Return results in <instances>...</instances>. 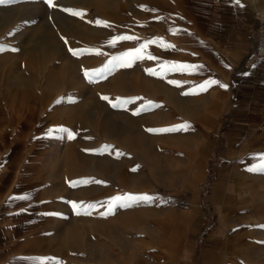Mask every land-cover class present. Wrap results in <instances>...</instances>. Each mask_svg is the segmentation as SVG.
<instances>
[{
  "label": "rangeland",
  "instance_id": "rangeland-1",
  "mask_svg": "<svg viewBox=\"0 0 264 264\" xmlns=\"http://www.w3.org/2000/svg\"><path fill=\"white\" fill-rule=\"evenodd\" d=\"M99 2L0 0V228L18 218L8 187L34 183L28 201L42 204L23 230H0V264H163L183 242L196 136L179 133L173 102L148 96L165 88L147 86V71L117 63L114 45L103 53ZM13 161L16 177H2ZM124 194L153 199L109 213Z\"/></svg>",
  "mask_w": 264,
  "mask_h": 264
},
{
  "label": "crops",
  "instance_id": "crops-1",
  "mask_svg": "<svg viewBox=\"0 0 264 264\" xmlns=\"http://www.w3.org/2000/svg\"><path fill=\"white\" fill-rule=\"evenodd\" d=\"M256 8H264V0H240L239 5L236 0L99 2V31L94 39L103 53L108 44L114 45L117 63L130 60L133 49L162 38L149 43L145 51L157 59H138L131 65L148 72L147 86L165 88L170 99L160 92L147 94L158 102H173L166 108L171 118L181 120L179 133L197 140L198 184L184 239L163 264H264V171L248 170L261 163L258 154L264 153V55L256 57L252 52ZM124 35L133 39L110 43ZM171 62H178L177 68L200 67L169 71ZM207 81L220 83L200 91ZM1 109L10 111L5 105ZM14 161L2 177L15 176L20 165ZM205 187L206 193L201 191ZM37 190L34 183L8 187L9 199H15L12 208H19L12 211L18 218L0 230L24 229L28 209L42 206L40 201H28ZM25 195L27 199L21 198Z\"/></svg>",
  "mask_w": 264,
  "mask_h": 264
},
{
  "label": "snow or ice",
  "instance_id": "snow-or-ice-1",
  "mask_svg": "<svg viewBox=\"0 0 264 264\" xmlns=\"http://www.w3.org/2000/svg\"><path fill=\"white\" fill-rule=\"evenodd\" d=\"M47 3L50 5V6H55L53 4V0H47ZM236 3L237 5H239L240 3V0H236ZM64 11H69L71 12L73 15H82L81 12H77L75 10H71V9H64ZM105 26H107V22H103ZM119 39V40H131L133 39L132 36H129V35H124V36H121V37H118V38H114L112 41H110V43H115V41ZM159 40H162V38H156L155 40L153 41H150V42H146L145 44H142L139 48H136V49H133L132 51L135 53L134 56H132V58L126 62H122L121 63V66H131V64L135 61V60H138V59H144V58H148V59H157L155 56H153L150 52H148L146 55H145V51L148 47V44L149 43H155ZM168 47H171V48H174L175 46L174 45H171V44H168L167 45ZM5 50V47L3 45H0V51H4ZM12 51H17V49H10ZM72 51L73 55H80L81 54V50H70ZM173 64V67L172 68H169L168 70L169 71H172V70H184L185 67H195L196 69H199L200 66H191V65H188V66H184V65H181L180 67H175V65L178 63V62H171ZM151 71V70H149ZM85 75L88 76V78L91 80V75L90 73L86 70L85 71ZM170 83H178L176 81H170ZM220 82L219 81H207L205 82L204 84L200 85L199 88H200V91H207V88L210 87L212 84H219ZM222 87H227V85H221ZM185 94H197V93H185ZM103 99L105 100H108L109 98L108 97H102ZM130 99H137V98H130ZM114 107L117 106V105H113ZM54 131V130H53ZM53 131H50L48 133V135H52L53 134ZM61 131H64V129H61ZM149 131H154L152 129H149ZM69 138H74L72 134H69ZM260 157H261V163L258 164L256 167H253V168H249L248 170L249 171H264V153L262 154H258ZM102 183V182H101ZM23 199H27V195H25L24 197H21ZM150 199H153L152 197H149L147 194H139V195H133V194H124L123 196H115V197H112L110 198L109 202L107 203V208H108V211L109 213H111V211L113 210V208L115 206H119L121 204H123L124 206H127L126 204V201L128 200H150ZM73 203V206L75 207L76 205V202H71ZM79 214V213H78ZM103 215V213H101ZM41 260H45V259H49V258H40ZM51 259H55V258H51Z\"/></svg>",
  "mask_w": 264,
  "mask_h": 264
},
{
  "label": "built area",
  "instance_id": "built-area-1",
  "mask_svg": "<svg viewBox=\"0 0 264 264\" xmlns=\"http://www.w3.org/2000/svg\"><path fill=\"white\" fill-rule=\"evenodd\" d=\"M255 17V40L253 44V54L256 57L264 55V8L254 10Z\"/></svg>",
  "mask_w": 264,
  "mask_h": 264
}]
</instances>
